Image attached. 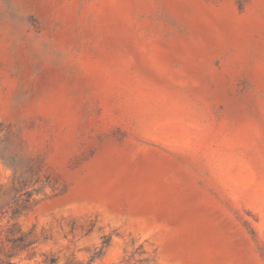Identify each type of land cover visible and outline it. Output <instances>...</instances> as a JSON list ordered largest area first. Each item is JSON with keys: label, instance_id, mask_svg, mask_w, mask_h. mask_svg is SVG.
<instances>
[{"label": "rangeland", "instance_id": "374dc122", "mask_svg": "<svg viewBox=\"0 0 264 264\" xmlns=\"http://www.w3.org/2000/svg\"><path fill=\"white\" fill-rule=\"evenodd\" d=\"M13 207L18 264H264V0H0Z\"/></svg>", "mask_w": 264, "mask_h": 264}, {"label": "trees", "instance_id": "16d2710c", "mask_svg": "<svg viewBox=\"0 0 264 264\" xmlns=\"http://www.w3.org/2000/svg\"><path fill=\"white\" fill-rule=\"evenodd\" d=\"M22 209L13 207L9 217L6 212H3L0 217V264H18L14 261L15 258L23 253H27L28 256L33 254L36 240L33 239L32 233H22L17 223L10 224V221L17 217Z\"/></svg>", "mask_w": 264, "mask_h": 264}]
</instances>
